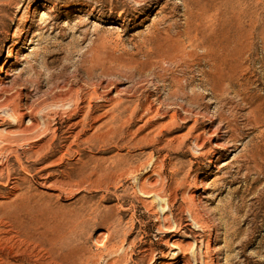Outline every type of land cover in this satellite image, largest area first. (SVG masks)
<instances>
[{
	"label": "rangeland",
	"instance_id": "374dc122",
	"mask_svg": "<svg viewBox=\"0 0 264 264\" xmlns=\"http://www.w3.org/2000/svg\"><path fill=\"white\" fill-rule=\"evenodd\" d=\"M232 3L260 19L249 25L248 50L238 60L242 74L232 88L260 107L257 128L245 127L247 107L237 98L223 108L200 86L201 51L188 76L187 93L199 96L197 104L171 95L170 79L183 74L161 64L155 44L166 38L164 15L168 25H184L180 0H162L144 15L134 14L131 0H0V259L32 262L37 255L33 245L11 240L8 208L25 204L59 225L72 219L82 264H167L170 251L177 259L186 251L189 264L203 257L211 264H264V0ZM62 87L78 94L69 110L52 108ZM93 90L92 99L83 98ZM79 96L90 117L79 144L66 151L63 138L78 118L71 110ZM14 103L23 115L19 130L36 125L28 134H8L18 130ZM173 112L177 124L157 131ZM218 114L234 117L241 138L227 151L198 157L193 136L205 133L204 151L226 143ZM194 118L196 132L181 139ZM46 143L52 149L38 154ZM252 144L260 147V170L244 177L233 161ZM189 197L205 226L196 246L184 227ZM55 209L61 215H49ZM165 227L172 232L165 235ZM149 248L156 250L153 260Z\"/></svg>",
	"mask_w": 264,
	"mask_h": 264
},
{
	"label": "bare ground",
	"instance_id": "6f19581e",
	"mask_svg": "<svg viewBox=\"0 0 264 264\" xmlns=\"http://www.w3.org/2000/svg\"><path fill=\"white\" fill-rule=\"evenodd\" d=\"M167 1V0H165ZM173 1V0H168ZM182 7V16L184 17V25H168L166 23V16L162 17V25L167 26L165 30L166 38L164 41H158L155 44L159 52V60L162 65H170L178 68L183 74V80H179L175 77L170 79L169 88L174 92L171 94L174 98H178L187 104H197L199 96L196 94H188L187 91L193 88L192 81L188 78L191 70V61L197 57V52L201 51V60L203 65L196 64L199 69L197 72L200 77V86L206 91L210 92L211 96L215 98L220 107L228 108L229 104L226 102L227 98L235 97L238 101L244 105L247 111V118L245 119V127L257 128L262 122V112L260 107L254 106L250 98L246 94L234 93L232 88L233 84L238 82L240 75L242 74V67L238 60L244 56L248 50L249 39V25H256L260 19H249L245 6H242L236 11L233 5V0H180ZM136 5L134 14L144 15L150 12L152 9L157 8L162 0H131ZM175 6L171 8L172 13L175 10ZM166 9V4L164 6ZM262 31V29L260 30ZM158 29L155 30V33ZM157 67L158 64L154 63L152 67ZM200 67H203L200 68ZM206 68V69H205ZM88 76L92 75V71H86ZM91 78V77H89ZM182 82L184 85H182ZM61 90V91H60ZM56 92L52 98V108L55 109H70L71 100L73 96H78L74 93L70 87L61 88ZM92 94H86L83 96L90 97L92 99L95 96V91H91ZM234 93V95L232 94ZM80 98L77 104L71 110L72 117L78 116L76 121L70 125L73 128H79V133L73 135L69 132V128L63 138L67 144L66 151H69L71 146L79 144L78 141L81 133L86 128L87 119L90 117V107L87 106L88 111H85L84 107L79 104ZM99 99V97H97ZM10 116L16 117L17 127L21 122L23 115L18 114V105L16 103L11 104ZM180 110L185 109L179 106ZM27 114H33V109L27 108ZM146 113L150 114V108H146ZM227 113H232L228 112ZM158 115V111H154V117ZM258 115V119H254ZM163 116V115H162ZM220 123L226 124V131L222 134L226 136V143L224 145H212L207 151H204L205 141L204 134L200 133L192 138V143L196 148L198 157H207L211 154V149L224 150L233 146L234 142H237L241 138V134L238 131V127L234 117L225 119L222 114L217 115ZM165 118V117H164ZM47 116H42V120L45 123ZM167 125H159L157 131L161 132L168 126H175L177 124L178 117L175 112L168 116ZM3 122V121H2ZM185 123V122H181ZM30 127H25L22 130L15 132H8L9 135L28 134L30 130L36 128V125L30 124ZM197 119L192 120V125L188 128L187 133L181 138H186L191 133L196 132ZM50 132L47 129L46 132ZM55 132V131H52ZM219 133V132H218ZM214 132V134H218ZM150 132L141 137L140 141H146L150 138ZM30 139V138H29ZM26 139V140H29ZM9 142L10 140H5ZM14 143L17 141L12 140ZM52 149L51 143H46L38 148V154L44 153ZM160 150H163L161 148ZM260 147L252 144L249 148H245L242 153L233 161L237 163L236 170L238 174L243 173V176L247 174L257 173L260 170L258 162L261 158ZM64 155V154H63ZM44 157L43 159H45ZM206 163L211 164L210 159L206 160ZM0 163V167H1ZM22 170L26 171V168L20 164ZM2 171L0 169V176ZM153 175L150 176L152 178ZM0 183V187H1ZM189 208L187 210V220L184 227H188L190 231H187V239L194 242L195 246L199 240V234L203 233L205 226L203 223V216L200 214L197 206L193 204V198L189 197ZM10 211L9 224L15 237L11 240L17 239L19 243H28L35 247L37 255L31 262L30 258H14L13 260L0 259V264H82V257L84 256L83 248L77 243L74 232V227L71 222L72 219L66 221L64 225H59L56 222L49 219V216L45 213L42 215L36 213V209L31 210L28 205L20 204L17 206L12 205L8 208ZM62 211L60 209L49 210V215L59 216ZM165 235L172 232L169 227H165ZM167 230H170L167 232ZM35 232V233H34ZM34 233V234H33ZM162 242L161 239H158ZM175 250V249H173ZM150 259L153 260V256L156 250L151 248L147 249ZM169 262L167 264H189L188 254L186 251H182L180 259H177V254L170 251ZM197 259L194 260V262ZM196 264H211L206 258L200 259Z\"/></svg>",
	"mask_w": 264,
	"mask_h": 264
}]
</instances>
